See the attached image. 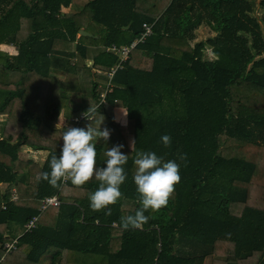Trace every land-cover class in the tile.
<instances>
[{
    "label": "trees",
    "instance_id": "16d2710c",
    "mask_svg": "<svg viewBox=\"0 0 264 264\" xmlns=\"http://www.w3.org/2000/svg\"><path fill=\"white\" fill-rule=\"evenodd\" d=\"M73 5L0 0V114H19L0 135V264H264V0H85L66 13ZM184 19L195 25L182 31ZM145 23L152 34L110 78L119 62L111 47L130 46ZM201 26L213 31L206 39L198 37ZM55 69L74 74L60 83L65 91L51 90ZM33 75L39 80L30 90ZM46 79L42 92L38 82ZM109 81L106 103L97 106ZM90 103L111 133L94 141L97 167L106 166L103 153L113 145L128 155L111 215L90 208L94 178L59 188L36 180L59 157L62 132L91 123L73 120ZM118 107L128 112L130 138ZM24 145L47 155L22 158ZM139 151L176 160L181 181L167 206L125 231L120 218L141 206L133 181ZM56 194L62 204L41 211L42 199Z\"/></svg>",
    "mask_w": 264,
    "mask_h": 264
},
{
    "label": "clouds",
    "instance_id": "9594fccd",
    "mask_svg": "<svg viewBox=\"0 0 264 264\" xmlns=\"http://www.w3.org/2000/svg\"><path fill=\"white\" fill-rule=\"evenodd\" d=\"M121 111L126 117L128 112L122 107ZM82 116L91 123L86 128L67 127L62 132L63 145L59 157L52 155L49 165L51 171L37 174L36 180L47 181L50 186L59 188L62 181L66 183L70 180L72 185L82 186L94 178L99 182V187L95 192L89 193L90 208L93 212L105 211L107 206L116 204L122 197L120 186L127 179L124 166L128 162V155L121 151L123 144L113 145L103 153L106 166L97 167L98 154L94 141L100 138L107 142L111 133L108 128L101 130L104 119L96 120L97 108L91 103ZM94 122L96 127H93ZM161 140L166 148L171 146L169 135L162 136ZM134 143L135 141L131 142L132 150ZM177 157L187 166V154L178 152ZM134 166L133 181L141 206L133 215L120 218L125 231L141 229L150 219L145 215L146 212H156L167 206L175 185L181 181L180 163L176 160L165 161L152 151L137 152ZM106 214L111 215L110 208H107Z\"/></svg>",
    "mask_w": 264,
    "mask_h": 264
},
{
    "label": "built area",
    "instance_id": "2783aa9c",
    "mask_svg": "<svg viewBox=\"0 0 264 264\" xmlns=\"http://www.w3.org/2000/svg\"><path fill=\"white\" fill-rule=\"evenodd\" d=\"M152 34V25L151 24H144V33L141 36V38H137L130 46H125V47H118L116 45H113L111 47L112 50L116 51L117 54L119 55V62L117 63V65L114 67V69L109 73L110 78H112L113 73L122 67V64L130 57V52L140 43L144 41V37L149 36ZM90 64H93L91 61L89 62ZM110 81L109 83L106 85V90H104L103 92H101L100 94V101L98 103L97 106L101 105V104H105L106 103V93L107 91H110ZM85 118L82 116V114L80 116H76L73 118V120L75 122H81L82 120H84ZM17 198L16 195H14V199ZM62 204V200L60 199V197L56 194V195H52V196H46L45 198L42 199L41 202V211H44L46 209H48L49 207H58ZM39 216H35L32 220H30L26 225H25V230L26 231H30L32 230L34 227H36L37 221H38ZM98 221H96L97 223ZM16 242L17 239H14L13 241H8L5 243L4 247L6 249V252H11L12 250H14L16 248Z\"/></svg>",
    "mask_w": 264,
    "mask_h": 264
},
{
    "label": "crops",
    "instance_id": "0c3cea01",
    "mask_svg": "<svg viewBox=\"0 0 264 264\" xmlns=\"http://www.w3.org/2000/svg\"><path fill=\"white\" fill-rule=\"evenodd\" d=\"M77 3H84V1L83 0H76V2L74 3V5L72 6V7H76L78 4ZM72 7H69V8H66L65 9V12L66 13H71L72 12ZM69 9V10H68ZM61 45V44H60ZM62 47L63 48H65L66 49V46H63L62 45ZM92 62L93 63V61L92 60H89V62ZM62 71H64V70H62ZM62 71H60V72H53V73H51V76L53 77V78H55V79H57V81H56V84L54 83L53 84V86L51 87V90H53V92L54 93H57L58 91H65V89H67V88H64L63 86H62V84H60L61 82H67V81H73V79H72V77H70V79L68 78L67 80L65 79V78H63V76L64 75H68V74H64V73H68V72H62ZM70 76H73V75H70ZM39 80V77L37 76V75H33L32 76V78H30L29 80H28V84H29V86H30V90H33L35 87H33V84L35 83V82H37ZM39 83V85H40V89L42 90V92H47L48 91V89H49V87H48V80L46 79V82H45V84H43V83H41V81L40 82H38ZM71 95V94H70ZM18 102V100H15V101H13V103H12V106H15V104ZM116 109H117V111H116ZM115 109V116L117 115V117H118V115L123 119V118H125L126 120H128V118H127V116L126 117H122V111L120 110V107H118V108H116ZM119 109V110H118ZM124 109V108H123ZM8 117H10L9 119H8ZM16 118H18L19 119V114H17V111H12V113H10L9 115L6 113V114H0V135H1V132H2V130H3V128L6 126V125H8V123H9V121L10 120H12V122H14V123H17L16 122ZM8 119V120H7ZM22 119V115L20 116V120ZM7 120V123L4 125L3 123L5 122ZM61 120H63L62 118H61ZM117 120H119V121H121L119 118H117ZM64 121V120H63ZM123 121V120H122ZM65 124V123H64ZM63 125V123L62 124H60V126L58 127V128H60L61 126ZM69 127H72V126H70L69 125ZM48 151H46V150H36V149H34L33 147H31V146H26V145H24L23 146V148H22V158H24L25 157V155H28L29 153H33L32 155L34 156V154L35 155H37V157H39V159L40 160H42V159H44V156L46 155V153H47ZM38 155H42V157L41 156H38ZM30 156L28 155V156H26L25 158H29ZM32 158V157H31ZM34 159V158H33ZM38 159V160H39ZM14 195H16L17 196V193L15 192V190L13 191V198H14Z\"/></svg>",
    "mask_w": 264,
    "mask_h": 264
},
{
    "label": "rangeland",
    "instance_id": "374dc122",
    "mask_svg": "<svg viewBox=\"0 0 264 264\" xmlns=\"http://www.w3.org/2000/svg\"><path fill=\"white\" fill-rule=\"evenodd\" d=\"M83 1H85V0H83ZM76 2V0H74V3ZM78 5H81L82 3H77ZM69 10V9H68ZM75 10V8L74 7H72V11H74ZM181 23H182V31H185L188 27H189V25L190 26H193V25H195L194 23L192 24H190L187 20H183V21H181ZM198 34H199V38H201V39H206L209 35H211V33H213V31L211 32L210 30H209V28L207 27H205V26H201V27H199L198 28ZM210 51V50H209ZM58 70H56L55 69V72H57ZM65 71H63V73H64ZM64 74H68V75H64L63 76V78H65L66 80L69 78L70 79V77H72V76H70V75H74V74H72L71 72H68V73H64ZM71 97L73 98V99H75L76 101H79L80 99H81V96H80V93H73V92H71ZM48 110H51L52 112H54V113H56V109L54 108V109H48ZM119 110V109H118ZM120 110H121V108H120ZM125 110V109H124ZM116 111H117V109H116ZM116 118H119L121 121H122V123H124L126 126H127V128H129V131H128V133H129V138L132 136L131 134H130V129L132 128V124H129V120H126L125 118H121L119 115H118V117H117V115L115 116ZM122 117H125L124 116V114L122 113ZM126 120V121H125ZM130 143V142H129ZM33 154V153H32ZM31 153H29L28 155L30 156V157H32V158H34L35 160H38L39 159V157H37V155H35L34 154V156L32 155ZM28 155H25V157L26 156H28ZM46 155H47V153H46ZM46 155L44 156V158L46 157ZM38 156H41L42 157V155H38ZM24 157V158H25ZM40 160V159H39ZM43 160V159H42ZM263 165H264V160H262V161H260ZM6 188V186H3V189H5ZM20 232V231H19Z\"/></svg>",
    "mask_w": 264,
    "mask_h": 264
},
{
    "label": "water",
    "instance_id": "95a60500",
    "mask_svg": "<svg viewBox=\"0 0 264 264\" xmlns=\"http://www.w3.org/2000/svg\"><path fill=\"white\" fill-rule=\"evenodd\" d=\"M126 28H128V26H127ZM80 35H87V36H90V35H91V33H90V32H87V31H85L84 29H81V30H80Z\"/></svg>",
    "mask_w": 264,
    "mask_h": 264
}]
</instances>
